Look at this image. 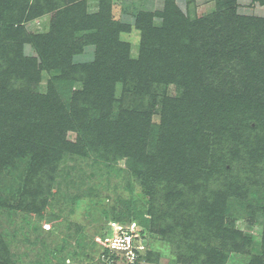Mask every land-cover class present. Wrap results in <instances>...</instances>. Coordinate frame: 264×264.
Wrapping results in <instances>:
<instances>
[{
    "label": "trees",
    "instance_id": "trees-1",
    "mask_svg": "<svg viewBox=\"0 0 264 264\" xmlns=\"http://www.w3.org/2000/svg\"><path fill=\"white\" fill-rule=\"evenodd\" d=\"M172 1L173 7L177 8L175 0H168L164 12L137 14L135 25L141 30L140 58L132 60L129 58L130 44L120 38V32L127 31L130 26L112 18L111 0H100V11L89 16L86 12L87 0H64L67 5L54 18L53 30L30 39L35 41L42 56V66H54L59 71V81L49 82L45 94L35 90L39 85L38 69L44 68L37 59L29 63V59L20 52L19 60L25 63L20 70L8 68L11 65L9 60L1 61L0 173L17 159L28 163L32 161L33 172L48 165L56 170L68 152L86 154L87 150H99L104 138H108L107 131L116 127L121 133V138L118 137L121 155L128 157L131 171L143 179L146 194L150 197V231L158 234L171 247L176 262L224 264L230 252L244 250L252 243V239L229 227L226 222L227 197L234 194L228 196L227 190L233 188L228 178L234 169H226L224 160L215 157L214 149L218 148L216 141L223 134L217 131L218 127L214 123L219 121L220 125L224 124L221 118L225 114L231 126L240 123L242 131L243 126L248 124L247 119L252 118L248 116L250 109L256 107L252 100L253 93L245 86L244 91L249 94L247 96L245 93H236L237 89H234L228 96H216L217 99L206 97V104L203 100L190 101L187 95L168 98L164 100L165 118L160 126L152 123L151 113L125 109L115 115L106 94H109L110 86L119 77H123L124 81L136 80L139 86L148 88L159 81V74L168 68H171L172 76L176 78L172 80L175 82L186 81V73L192 74L197 66L206 73L207 63L199 61L198 55L209 59L208 62L212 61L219 71L226 70L222 62H225L224 53L227 51L247 61V65L251 66L248 74L250 77L255 74L256 86L264 89V18L238 17L232 23L234 26L230 40H226L224 33H221L223 25L218 21L219 17L213 22L212 29L203 19L201 23L194 22L192 29L197 31L188 38L183 30L185 25L179 24L176 19L180 12L175 11L176 16L169 15ZM254 1L264 5V0ZM52 2L0 0V46L11 44L15 52L20 51L21 38L23 36L25 40L27 37L21 23L53 10L55 6ZM155 15L162 16L164 21L155 24ZM87 18L98 23L96 32L86 37L80 45H68L67 41L75 37L78 27ZM60 37L63 44L59 43ZM257 38L262 40L261 44L257 43ZM95 42L100 45L95 61L72 64L76 54ZM257 49L255 56L253 51ZM254 56L255 62L251 63L249 60ZM239 65L235 64L231 70L235 71ZM80 68L85 69L84 72H80ZM14 74L15 78L8 81V76ZM211 74H214L213 71ZM21 77L26 79L23 83ZM68 78L84 82L83 88L71 91V87H67L69 82L66 85L63 83ZM32 86H35L34 91ZM65 91L69 93L66 99L63 97ZM258 114L263 118L260 119L261 132L256 140L264 143V113ZM110 123H113L112 126ZM67 129L78 133L76 140L63 138ZM230 136L237 139L235 134ZM256 153L263 154L264 149L259 145L256 150L249 151V156ZM38 159L41 163L35 161ZM246 166L249 167L248 164ZM166 183L168 195L163 199L173 202L172 208L168 210L160 206L158 199L160 189ZM32 186L35 183L26 181L22 192V198L25 194L29 197L28 210L39 212L45 204L51 206L45 202L46 199L39 200ZM218 199L222 201L218 202ZM0 206L11 205L0 199ZM185 216L186 224L195 226L194 221H202L209 231L203 234L196 227L190 232L188 227L186 231L177 228L178 222ZM111 221L122 222L121 219H110L106 232L100 237L101 241ZM147 232L149 234V230ZM102 252L107 253V249ZM203 252L206 254L203 255ZM151 254L148 249L144 259L159 261V253L154 258H151ZM259 257L254 258V263L259 261ZM0 264H14L1 233Z\"/></svg>",
    "mask_w": 264,
    "mask_h": 264
},
{
    "label": "rangeland",
    "instance_id": "rangeland-1",
    "mask_svg": "<svg viewBox=\"0 0 264 264\" xmlns=\"http://www.w3.org/2000/svg\"><path fill=\"white\" fill-rule=\"evenodd\" d=\"M166 1L168 2V0H111L112 18L130 26L127 31L120 32V38L130 44V59L140 58L141 30L135 25L137 14L141 12L156 14L163 11ZM52 3L55 6L53 10L42 12L33 19L21 23L27 37L23 40L22 36L20 51L15 52L11 44L0 46V62L9 60L11 65L8 68L23 69L25 63L19 60L22 52L24 57L29 59V63L30 60L37 59L38 64L41 63L42 66V56L35 41L30 39L50 33L57 13L67 5L64 0H53ZM169 5V15H175L177 10L180 12V15L175 16L179 24L185 25L183 30L188 38L197 31L192 29L194 22L201 23L203 19H206V25L210 24L209 27L212 29L213 22L219 17L218 21L223 25L221 33H224L226 40H230L234 26L232 23L238 17L264 18V5L254 0H175L177 8L173 7V1ZM99 9L100 0H87L88 16L98 13ZM153 20L155 24H159L164 18L155 15ZM96 27H99L98 23L87 18L78 27L75 37L67 41L68 45H80L86 37L91 34L93 36ZM256 41L259 44L262 40L257 38ZM59 43L63 44L62 37L59 38ZM86 46L83 52L73 57L72 64L96 60L99 42ZM257 51L258 49L253 51L255 56ZM255 56L249 60L251 63L255 62ZM224 57L225 62H222V65L227 69L219 71L212 61L208 62L209 59L198 55L199 61L207 63L205 65L207 72L204 73L200 66H197L192 74L186 73L184 82L172 80L176 78H173L171 68L163 70L159 74L160 80L148 88L139 86L136 80L124 81L123 77H119L115 84L110 86L106 99L115 115L125 109L151 113L152 123L160 126L165 118L164 100L168 98L187 95L190 101H204L206 97L212 99L216 96L217 98L228 96L234 89H237L236 93H245L247 96L249 94L244 90L245 86H248L254 96L252 100L256 104L248 113L252 118L247 119L248 124L243 126L242 131L241 124L237 123L232 127L225 114L221 118L224 124L215 122L217 131L223 136L218 137L216 141L218 148L214 149V153L216 158L224 160L226 169H234L233 174L229 175L230 178L226 176L233 186L227 190L228 196L234 193L227 197L226 222L229 227L249 235L252 239V243L244 250L230 252L224 264H264V153L251 155L252 158L249 156V151L256 150L259 145L264 149L263 141L256 140V136L261 132L260 119L263 118L258 112L264 113V89L256 86L255 74H251V77L248 74L251 72L249 71L251 66L247 65L244 58L229 51L224 53ZM235 64L241 66L239 65L235 71L231 70ZM42 67L44 68L38 69V88L35 86L31 88L34 91L35 87L36 92L45 94L49 89V82L59 81L57 79L59 71L54 66ZM80 69V72L85 70ZM211 71L214 74H211ZM14 76L16 74L8 76L7 80H13ZM21 79L22 83L26 80L24 77ZM63 83L67 84L68 88L71 87V91L81 89L84 85V82L75 78H68ZM63 97L68 98L69 93L65 91ZM110 124L112 126L113 123ZM107 133L108 138H104L99 150L95 152L87 150L86 154L68 152L56 170L48 165L33 172L32 161L28 163L26 160L18 159L2 169L0 199H4L11 206H0V233L9 248L14 264H99L104 247L100 237L106 232L108 221L113 218L121 219L122 222L119 223L126 226L135 223L142 234L139 236L140 239L142 238L146 249L151 250V258L160 254L159 261L150 259L146 261L144 256L142 264H189L176 262L171 247L161 240L158 234L150 231L151 215L148 214L150 197L146 194L143 179L131 171L128 157L121 155L118 146V140L121 138L119 129L113 127ZM77 134L67 129L62 136L66 140H76ZM232 134H235L237 139L230 136ZM35 161L41 163L39 159ZM26 181L35 183V186H32L33 192L37 193L39 200L46 199L45 202H49L51 206L45 204L44 209H39V212L28 210L29 197L25 194L22 198ZM166 187L167 183L160 189L158 199L160 206L168 210L172 208L173 202L169 203L163 199L166 194L168 195ZM221 201L218 199V202ZM186 218L187 216L180 219L177 228L186 231L188 227L190 232L196 227L203 234L209 231L202 221H194L195 226H190L185 223ZM146 229L149 230V234ZM256 256H260L259 261L254 263Z\"/></svg>",
    "mask_w": 264,
    "mask_h": 264
},
{
    "label": "built area",
    "instance_id": "built-area-1",
    "mask_svg": "<svg viewBox=\"0 0 264 264\" xmlns=\"http://www.w3.org/2000/svg\"><path fill=\"white\" fill-rule=\"evenodd\" d=\"M136 227L135 223L126 226L111 221L102 241L103 250L106 248L107 253L102 252L99 264H142L148 249Z\"/></svg>",
    "mask_w": 264,
    "mask_h": 264
}]
</instances>
